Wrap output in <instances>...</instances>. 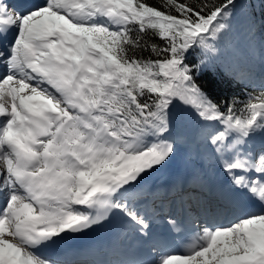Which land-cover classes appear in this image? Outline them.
Listing matches in <instances>:
<instances>
[{"label": "rangeland", "instance_id": "1", "mask_svg": "<svg viewBox=\"0 0 264 264\" xmlns=\"http://www.w3.org/2000/svg\"><path fill=\"white\" fill-rule=\"evenodd\" d=\"M45 2L24 15L18 14L11 7L7 8L10 15L15 14V18L20 21L16 25L17 33L11 42L17 50L18 44L23 43L24 39L31 35L30 31L33 32V30L39 32L44 28L51 31L55 29L57 35L52 36L57 37L40 38L36 43L33 42L39 52V65L50 75L49 84H44L41 87L40 81L36 82L38 81L37 76L26 74L27 70L20 63L18 64L19 53L15 54L13 66H17L16 71L20 75L4 74L3 78L10 79L7 81H11L9 85L15 86V89L8 94L7 102L1 100L2 92L0 91V109L6 110L7 115L5 120L4 117H0V142L6 127L13 126L14 118L17 116L27 118L18 105L20 95L37 96L40 102L35 106L41 116L39 120L32 123L37 129L33 132L34 127L24 126L21 133L24 136L30 134L31 137H35L40 134L45 137V141L42 139L45 144L38 148V151H41L39 152L41 158L36 159L37 163L34 160L35 163L33 162L34 165L29 167L31 169L29 172L33 171L32 168L35 171H44V174L41 175L42 182H45L44 184L49 188L46 189L45 186L42 188L45 191L43 190L41 193H44L48 198H53L57 203H62L61 215L51 210L52 206H55L54 204L43 203L38 206L33 199L28 197V191L17 187L15 178L17 173L12 170L15 158L7 147L2 146L0 150L8 162L5 163L6 172L2 173L0 186L6 185V193L8 192L9 196L6 199V204L3 199L6 197V193L0 196V214L4 208L7 212L6 217L2 215L0 221V264H26L29 261L34 264L40 263L41 260L30 253L22 242L18 241L15 230L26 227L25 224L33 215L35 218L37 217L36 220L39 219L38 222L40 220H43L41 223L50 221L47 223L48 226L56 227L55 221H61L62 215L76 214L78 211L75 205L77 203L75 195L78 190L84 191L93 186L108 184L110 179L114 180L118 176L120 178L115 181L129 187L130 184L136 183L137 177L152 180L165 179L172 168L181 164L198 171L201 175H204V172L210 173L212 169L217 173L220 168H215V165H220V161L224 162L234 158L237 159L233 164H229V168L241 167L239 172L244 175L250 171L255 172L252 170L259 172L263 169L261 166L264 162V150L252 154L248 147H253L255 142L264 144V103H258L253 108L254 117L244 128L227 122L226 133L229 134L221 133L215 136L203 148L194 146V140L185 139L184 135L181 138L178 137L177 140L172 139L166 136L165 132L167 131L156 130L152 125H149V128L140 134H135L131 124L133 132L128 130L123 123L114 122V117L119 114H115L109 108L105 109L106 115H100L104 109L94 102L89 93L88 81L91 79L100 80L103 71H105V75L108 74L106 68L111 69L113 65L115 67L112 58L103 59V47H106L107 43L108 46L114 43L117 34L131 19L129 15L132 10L135 12L138 7L133 0H45ZM144 9V12L149 13L146 8ZM151 18L157 22L160 19L159 15ZM81 20H87V23L84 24V21L81 23ZM32 36L35 38L34 35ZM36 38L38 37L36 36ZM93 42L98 43L101 48L93 47ZM0 54L3 53L0 52ZM60 59V64H57L56 62ZM6 60L7 65L5 66L9 69L13 56ZM2 62H5L4 57H2L0 65ZM4 88L7 90L8 86L6 84L0 86V90ZM51 109L59 114L50 115ZM183 110L184 117L188 118L185 106ZM9 114L11 117L8 118ZM104 118L110 122L108 124L103 122ZM177 127L181 132H185L182 123ZM106 128L110 132L106 131ZM123 128L125 129L123 130ZM56 131L61 134L55 135ZM119 131L126 132L127 136L119 134ZM175 132L177 130L173 131V133ZM233 132L234 136L231 137ZM258 149H263V147L259 146ZM65 151H68L70 155L66 156ZM234 164L236 166H232ZM225 165L226 163L221 167ZM225 169L228 168L225 167L222 171L227 173ZM247 171L249 172L247 173ZM84 179L87 181L82 184ZM249 179L254 180V176ZM23 184L21 183V185ZM38 196L40 195L38 194ZM128 208L135 211L132 206ZM141 212L136 213L142 216L143 212L142 214ZM140 216L136 218L140 219ZM255 216L256 218L253 219ZM255 216L246 217L237 222V219H232L227 225H223L222 227L226 228L224 231H229L226 232L229 236H221L225 234L224 231L220 232L217 229L209 228L205 234L207 247L197 250L198 253L189 256L188 260L194 264H222L220 259L227 260L226 262L232 259V263L240 261L242 264L245 262L264 264L262 261V255L264 256V215L256 214ZM35 218H32V221ZM245 224L252 229L247 228L248 231H246ZM249 236L254 245L247 241ZM259 246L262 247H260L262 250L258 249ZM170 257L178 258L174 259L176 262H180L179 259L182 258L177 255ZM218 258H220L219 261ZM169 260L171 261V259ZM186 260L183 259L179 264H185ZM42 264L44 263L42 262ZM159 264L169 263L166 261Z\"/></svg>", "mask_w": 264, "mask_h": 264}, {"label": "trees", "instance_id": "2", "mask_svg": "<svg viewBox=\"0 0 264 264\" xmlns=\"http://www.w3.org/2000/svg\"><path fill=\"white\" fill-rule=\"evenodd\" d=\"M133 2L138 10L131 7V19L103 47V59L115 64L109 81L104 71L89 80L100 115L112 109L114 122L131 132L150 124L173 131L182 123L198 148L229 134L227 122L245 125L264 102V0ZM158 15V22L151 18Z\"/></svg>", "mask_w": 264, "mask_h": 264}, {"label": "bare ground", "instance_id": "3", "mask_svg": "<svg viewBox=\"0 0 264 264\" xmlns=\"http://www.w3.org/2000/svg\"><path fill=\"white\" fill-rule=\"evenodd\" d=\"M4 20H6V18H4ZM4 20H0V24ZM9 22H10L9 27H11L14 24V20H10ZM16 22L17 23H20V21H18V20H16ZM30 32H31L30 33L31 35L27 36L26 39H24L25 41L20 44V51H21L22 54L27 53V54L31 55L32 57L35 54V49L33 48V45L31 43H33V42L36 43L37 40H40V38H44L45 39V38H48V37H51V38H53V37L56 38L57 37V36H52V35H57L55 29L51 31L48 28L47 29L44 28L43 30H40L39 32L36 31V30H33V32L30 31ZM32 35H34L35 38ZM36 36L38 38H36ZM7 41L9 42V38L4 39L3 43L5 44ZM42 41H41V43H42ZM0 46L2 47V44L1 43H0ZM53 52H55V51H53ZM8 58L9 57L4 56V59H5V62L3 64L4 66H2V65L0 66V69L3 70L0 73V86L1 85H4V84H6L8 86L7 90L5 88L2 89V90H0L2 92L1 100L2 101L4 100L3 102H7L8 101V99H7L8 98V94L10 93V91L12 92L13 89H15V86L9 85V84H11V81L8 82L7 80H10V79L3 78L4 74H8L9 75V73H10V70L8 69V67L5 66V65H7V60L6 59H8ZM60 61H61V59L59 61H57L56 63L57 64H60ZM31 68L34 69L35 71H38V68H41V67H39L37 65L34 66L32 64L31 65ZM12 71H14V70L12 69ZM34 73H37V72H34ZM34 76H37V75H34ZM51 76H52V74H51ZM47 77H49V74L47 75ZM37 80L38 81H36V82H39L42 79H39V76H38ZM33 81H34V79H33ZM40 84H41V87H43L44 84L42 82H40ZM23 97H26V98L30 99V101H31L30 105H24V106H22L20 104V99L21 98H19V101H18L19 107L21 109H23V112L25 113V115L27 116V118L23 117V118L20 119V116H17L16 117V119H18V120H20L22 122V124L20 125V127H17L16 128V127H14V125L13 126H10L9 125L13 131H7V133L4 135L3 141L0 142V149H1L2 146H5V147H7L9 145L16 146V153L17 154L19 153V155H17L18 156V158H17V160H18L17 165H19L21 161L27 160L26 164L29 165V166H31L32 164L34 165V163L32 162V160L40 159L41 158V154L39 155V152H41V151L40 150L38 151V148L39 147H35L36 146V142L43 141L45 137L43 135H40V134L36 135L35 137L34 136L31 137L30 134L27 135V136H24L21 133L22 132V129H23L22 127H24V126H30L31 128L34 127L33 132H35V130L37 129V127L34 126L32 123L35 120H39V117L41 116L40 113H39V110L35 106L36 103L40 102L39 98L37 96H35V95L30 96V95H26V94ZM41 101H43V100H41ZM5 111L0 109V115H1V117L2 116L4 117V120L7 119V115H6V112ZM33 112H34V116H35L34 118L32 117ZM52 114L58 115L59 113L57 111H55L54 109H51L50 115H52ZM9 116L11 117V114L8 115V118H9ZM3 123H4V121H3ZM1 124H2V122H1ZM55 134L58 135V134H61V133L56 131ZM12 138H16L17 140H12ZM28 143L30 144L29 146H28ZM44 144L45 143H43L42 146ZM261 147H263V149H264V146H261ZM258 148H259V146H257L255 149L252 148V147H248L249 151H251L252 154H257L258 153V150H259ZM31 149H33V150H31ZM28 150H30L31 152L28 151ZM0 153H1V155H0V172H1V180L0 181L1 182L0 183H2V173L3 172H6V170H5V163L7 164L8 160H6L3 157L1 150H0ZM69 155H70V153L67 151L66 152V156H69ZM72 158H74V157H72ZM236 159L237 158H234L232 160H225L224 162H221L220 161V165H215L216 166L215 168H217V169L220 168L217 173L220 174L221 178H223L226 181L225 184L226 185L228 184L229 187H232V182H234V181H240L241 178L246 177L243 173H240L239 172L240 171L239 168H241V167H234V169L233 168H229V164H233L236 161ZM71 161H74V160H71ZM36 163H37V160H36ZM70 163H72V162H70ZM225 163H226V165L223 166V167H221V165H223ZM181 165H178V167L175 166L174 168H172L171 175L175 174L176 171H180V170H182L185 167L183 164H181ZM207 165L210 167L209 164H207ZM232 166H236V164H234ZM225 167L228 168V169H225L228 174L229 173H237V174H234L235 176H232L231 178H227L226 176H224L225 175V172L222 171V170H224ZM261 167L263 168L262 169L263 171L260 169L261 171H259V173H261V175H260V178L259 179H260V183L263 184L264 181H261V180H264V162H263V164H262ZM210 168H213V167L211 166ZM32 169H33V171H31V172H29V170H31V169L30 168L27 169V167H25L23 170L21 169V171H23L24 176H22L19 180H17V183H20V181L22 179H24L22 181L23 182L25 181L24 184L26 183V185H28V186L31 187L30 188V191H35V189L38 190V191H35V194L36 195L39 194L40 195V196H38L39 198L37 196L33 198V200L36 201L37 205H41L44 202L45 203H49L51 205L54 204L55 206H52V208L54 209L53 211L56 212L58 215H61L62 203H57V202H55V200L53 198H48L47 196H45L44 193H41L44 190V189L42 190V188H45V186H46V184H44L45 182L44 183L42 182L43 181V177H41V175L44 174V171L39 172L40 170L39 171H35L34 168H32ZM204 171H207V169H204ZM210 173L209 172H204V175L205 176L209 175V176L214 177L215 171H213V169H212V171H210ZM255 173L257 175L258 172L255 171ZM222 174H224V175H222ZM182 175H184V176L187 177L190 186H193V185H196V184H200L201 181L203 180L202 177H201L202 175L198 171H196V170L194 172H191V171L187 170L184 173H182ZM119 178L120 177L118 176L114 180L110 179L109 182H108V184H101L98 187H96V186L94 187L93 186L92 188H90L88 190H84V191L78 190V192L75 195V199L77 200L76 201L77 203H75V205L78 208L81 207L83 210H85L84 214H82V215H79V214L78 215H76V214H69L67 216H64L63 215L61 217L62 220L59 223H56L57 224L56 228L55 227H53V228H44L43 230H41V229H38V230H32V229H30L31 227L34 228L35 227V224L39 221V219L36 220L37 217L35 218V216L33 215L32 218H35L34 222H36V223L31 224V222L29 220V222H27L25 224V226L28 227L29 231H31V232L33 231V233L32 234H28V235H21V230L26 228V227H22L21 229L15 230V236H16V238L18 240L21 238L24 242H26V241H34V240L38 239V237L42 236L43 233L44 234H48V233H58L59 230H61L63 228H66V227H69V225H70L71 221H73V219L75 221L76 220H81L82 218L87 217L89 214H91V217L90 218H92V219L101 217L103 215V213H104L105 208L106 207H109V205L112 207L113 211L115 210L114 211L115 212L114 215H115V221H116L117 225L120 226V225H123L124 224L123 227H122V229H121V231H120V234H124V233H127V232H133L135 230H138L139 227H140V224L142 222L149 223V222H147L148 219L145 218V216H144V218H142L143 216L138 215L135 211L129 210L127 204L124 202V199H123L122 194H130V193L134 192L137 189V188H133V186L135 184H137V186H140V187H143V188L151 189L154 186H156V187L160 186L161 185V182L160 181H155V180H152V179H147V178H142V177L139 178V177H137L135 179V182L136 183L135 184H132L129 187V186H123L122 184L117 183L115 180L116 179H119ZM86 181L87 180L84 179V182H82V184H85ZM167 182H168V180H167ZM118 185H119V187H118ZM5 186H0V196H1V194L6 193V187ZM116 187H118V188H116ZM47 188H49V186H46V189ZM30 191H28V192H30ZM22 194H23V192H22ZM139 195H141V194L140 193L135 194V196H139ZM118 209H119V211L122 210L124 212V214L123 215L120 214V213L118 214L117 213L118 212ZM99 211L101 213L98 216ZM199 211L200 210H198L197 213H195L194 211H192V212H190V214H192V215L196 214V215H198V217H200ZM204 213H205V211H204V209H202V215L203 216H204ZM230 213H231V211H229L227 213V216ZM141 214H142V212H141ZM224 214L225 213H223L222 216H224ZM1 216L2 215H0V221H1ZM139 216L141 218L140 219H137L136 217H139ZM206 217L208 219H210V220L213 219V215L211 213H209L208 215H206ZM244 218H246V216ZM244 218L237 217L236 218L237 219L236 222L238 220L244 219ZM251 220H253V219H251ZM41 221H43V220H40V223H41ZM230 221H232V219H230V220H224V222H223L224 224L223 225H227ZM46 222L48 223L50 221H46ZM1 223L3 224V222H1ZM222 226H221V228H218L217 230H219L220 232L221 231H224L226 228H223ZM247 228H249V227H247V225H246V227H244V229L246 231H248ZM45 229H48V230H45ZM250 229H252V228H249V230ZM263 231H264V229H263ZM226 232H229V231L228 230L224 231L223 233H225V234H223L221 236H229V234H226ZM139 235H142V233H139ZM249 237L247 238V241L249 243H251L252 245H254L253 244V241L251 240V237L250 238ZM260 241H259V243H260ZM23 246L26 247V249H27V246L25 244ZM260 247L261 246H259L258 249H261L262 248V247L261 248ZM262 257H263L262 261L264 262V256L262 255ZM184 258L187 259L185 261V264H194V262H190L187 257H184ZM219 259L220 258H218V261H219ZM155 260H157V258H155ZM179 260L181 262L183 259H179ZM226 261L227 260L220 259V262L222 264H242V263H240V261H238L239 263H232L231 262L232 259L229 262H226ZM180 262H176L174 259H172L171 261H168L169 264H177V263L179 264ZM31 263L34 264L33 262H31ZM31 263L29 261V263H26V264H31ZM249 263L248 262H245L244 264H249ZM252 263H254V262H252ZM37 264H42V262L37 263Z\"/></svg>", "mask_w": 264, "mask_h": 264}]
</instances>
